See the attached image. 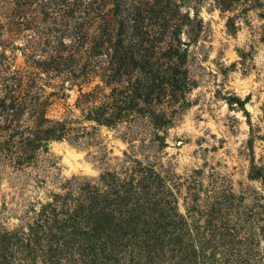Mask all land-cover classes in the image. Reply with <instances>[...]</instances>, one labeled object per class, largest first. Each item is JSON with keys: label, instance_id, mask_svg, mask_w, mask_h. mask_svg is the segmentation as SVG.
I'll return each instance as SVG.
<instances>
[{"label": "trees", "instance_id": "1", "mask_svg": "<svg viewBox=\"0 0 264 264\" xmlns=\"http://www.w3.org/2000/svg\"><path fill=\"white\" fill-rule=\"evenodd\" d=\"M42 2L43 16L64 14L74 22L69 28L66 24L60 35L38 39L42 31L27 22L35 17L23 0H15L11 8L12 26L5 29L0 22L4 164L25 167L36 161L39 152L48 151L53 140L79 139L83 134L73 124L81 119L112 127L132 116H148L157 124L158 108L167 101L178 104L194 86L187 67L189 42L177 38L174 30L167 38L162 22H149V9L144 8L143 22H123L121 0H84L76 8L68 7L69 0H31L29 9L37 11ZM28 26L34 34L24 33ZM10 47L21 50L38 68L26 69L8 60ZM45 75L80 86L81 119L48 115L62 90H49ZM96 77L103 84L83 90ZM106 87L111 88L109 93ZM164 119L159 124L166 125ZM125 154L122 170L103 171L97 181H69L65 186L73 183L69 188L78 189L76 194L54 192L26 226L1 227L0 264H226L223 252L233 238L228 222L222 220L219 232L216 225L195 216V207L183 213L156 167ZM251 177L264 179L263 168L254 166ZM243 199L238 204L243 205ZM249 210L245 221L257 215Z\"/></svg>", "mask_w": 264, "mask_h": 264}, {"label": "rangeland", "instance_id": "2", "mask_svg": "<svg viewBox=\"0 0 264 264\" xmlns=\"http://www.w3.org/2000/svg\"><path fill=\"white\" fill-rule=\"evenodd\" d=\"M23 1L35 17L27 22L42 31L38 39L60 35L74 22L64 14L43 16V2L40 11L32 12L31 0ZM80 1L84 3L69 0L68 7L76 8ZM14 2L0 0L5 29L12 26ZM144 8L150 11L149 22L165 25L167 38L174 30L177 38L189 42L187 67L194 86L178 104L167 101L158 108V125L148 116H132L111 127L80 118V86L45 75L49 90H62L48 115L80 118L73 125L83 136L53 140L48 151L39 152L25 167L0 161V228L26 226L54 192L76 194L78 189L69 188L73 183L65 186L69 181H97L103 171L122 170L127 151L152 163L166 178L183 213L195 207V216L219 232L222 220L228 222L233 238L223 252L226 264H245L247 259L264 264V179L251 177L254 166L264 171V0H121L120 18L143 22ZM29 26L24 33L34 34ZM6 54L17 66L38 68L17 48ZM97 83L103 84L100 77L83 90H93ZM161 118H167L166 125L159 124ZM241 196L243 205L238 204ZM249 209L257 215L245 221Z\"/></svg>", "mask_w": 264, "mask_h": 264}]
</instances>
